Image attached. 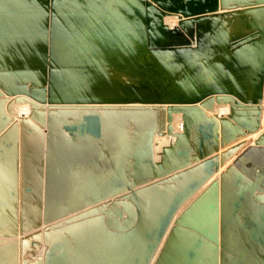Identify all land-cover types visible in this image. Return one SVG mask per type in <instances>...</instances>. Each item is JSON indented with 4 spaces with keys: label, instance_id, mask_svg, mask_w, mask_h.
<instances>
[{
    "label": "bare ground",
    "instance_id": "6f19581e",
    "mask_svg": "<svg viewBox=\"0 0 264 264\" xmlns=\"http://www.w3.org/2000/svg\"><path fill=\"white\" fill-rule=\"evenodd\" d=\"M230 3L246 7L249 23L242 24L245 31L233 24L240 33L219 68L201 66L196 54L209 45L186 47L184 35L195 24L207 34L227 17ZM179 42L184 47L174 48ZM263 100L264 0H0V231L35 222L44 192L45 142L32 120L28 126L15 119V104L29 101L30 117L42 106L37 103L48 104V124L92 140L70 148L61 133L46 145L51 197L44 215L57 214L62 197L78 201L63 215L89 209L71 218L70 230L57 233L31 264H150L155 225L243 142L219 155L221 148L259 131ZM215 104H229L228 116H210ZM175 113L182 114V133H173ZM98 127L100 134H92ZM166 127L175 140L155 161L154 139ZM15 153L21 164L14 190ZM88 155L90 173L80 176L79 161ZM226 171L175 220L154 264H264V132ZM129 191L99 222L83 225L84 216L97 217L98 204ZM17 195L15 210L8 208L9 196Z\"/></svg>",
    "mask_w": 264,
    "mask_h": 264
},
{
    "label": "rangeland",
    "instance_id": "374dc122",
    "mask_svg": "<svg viewBox=\"0 0 264 264\" xmlns=\"http://www.w3.org/2000/svg\"><path fill=\"white\" fill-rule=\"evenodd\" d=\"M233 4L230 3V6L232 5V7H231L232 9L230 8L228 10L227 17L226 18H221V20H218L219 24L216 23L214 25V27L210 31H208L207 34H206L205 30H203V28L199 27L197 24H195L193 26L192 30H189V33H187V34L185 33L184 41H185L186 44L189 45V46H186V47L193 48V49L197 48L198 44L200 42H202V44H204V45L206 44L205 46L209 45V46L205 47L206 49L199 51L198 52L199 55L198 54H196L197 56L195 55L196 58L200 60L199 62H201V66H204L203 65L204 62L207 61V62H213L216 65V66H214V68L215 67L219 68L220 63L223 62L222 60H224L222 58H224L226 56L225 55L226 54V50H230V52L234 50L233 47L231 48V45L235 42L234 38H236L238 36V33H240L237 30L238 26L235 29L233 28V24L234 23H238L240 25V28L243 31H245L243 25L246 24V23H249V21H247V20H249V18H248L249 16L246 15V13L244 11V9L246 7L239 6V5L235 6ZM221 13H224V11H222ZM243 15H246V17L243 16ZM241 19H243V20H241ZM178 21H179V18H178V20H176V19L171 20V22H172V24L170 23L171 27L172 28L176 27V26H173V25L177 24V23H178L177 26H179V22ZM170 24H169V26H170ZM216 30H217V32L220 33V34H218L220 36L217 35V38L219 37L218 40H216L217 39L216 38ZM214 31H215V33H214ZM204 34H206L208 36V39L204 37L205 36ZM221 34L222 35L224 34L223 37L225 39L224 38L221 39L222 38ZM244 36H247V34L244 35ZM220 39L223 40V41H220ZM225 41L229 43L228 46L226 45L227 43H225ZM215 42H216V44H214ZM183 47H184V45L180 44V42H179V44L174 46V48H180V49L183 48ZM204 55L206 57V60H204L205 59ZM222 67H223L222 74L225 73V75H226V73H227L229 75L230 71L227 72L226 66L223 65ZM200 68L201 67H199V66L197 67V69H199L201 71L200 74L204 73L203 72L204 68H201L202 70ZM26 98L29 99L27 96H26ZM29 100L33 101L32 99H29ZM34 102L37 103L36 101H34ZM37 104L39 106H41V105L42 106L40 108L39 107L36 108L38 112L36 114H34L33 117H30L31 112H32V108H31L32 104L29 101L26 102V103L15 104L14 110H15V114L17 115L15 119L16 120H17V118H18V120L19 119H24V123L26 121L27 125L28 124L30 125V123H31L30 121L32 120V123H31L30 127H32L33 129H35V131H37L36 135L38 134V136H39V134H40L39 137L43 138L42 140L41 139L40 140L45 142L44 146L46 148L43 146L44 147L43 149L45 151L43 150L42 151L43 153L40 154V161H41L40 163L41 164H40L39 167H41V174L44 176L43 178L46 181V179L49 176V175H47L48 174L47 173V164L51 163V161L49 159L48 152H47V146H48L49 140L52 137H54V136L57 137L59 134L62 133L63 135H65L64 136L65 138H70V140L69 139H67V141L65 140V143H68L69 144L68 147H70V148H72V147L76 148L77 145L79 146V144L81 146L82 142L86 143V142H88V141L90 142L92 140L90 138L86 139V140H84L82 138L73 139L72 137L67 135L68 133L66 134V132L63 129H61L59 127H54V126L48 124L45 121L44 114L49 115L48 114L49 113V109H48L49 105L48 104L44 105V104H39V103H37ZM156 105L157 106H161V104H156ZM43 106H45V107H43ZM113 106H116V105H113ZM117 106H125V105L118 104ZM263 106H264V100H263ZM163 107L167 108L168 106L164 105ZM229 113H230L229 104H215L214 105V110L212 112H208V114L210 116H216V117H220V116L221 117H223V116L227 117ZM72 117L73 116L69 117L66 121L70 122L71 120H74V119H72ZM27 119H29L30 121L27 120ZM66 121H64V123H66ZM168 125H169V123L167 122V126ZM172 126H173V133H182L183 132L182 114H180V113L173 114ZM263 132H264V109H263V112H262L261 127H260L258 132L254 133V134H251L248 137H245V138L239 140L237 143H234V144H232L230 146H227L225 148H221L219 150V152L217 154L220 155L223 151H226L228 148L243 142V145L229 158L228 161H226L224 163L223 166H221L219 168V171L207 183H205L177 211V213H176V215H175V217H174L169 229L167 230L163 240L161 241V244H160L158 250L156 251L155 256L153 257V259H152L150 264H154L155 261L157 260L158 255H159V253H160V251H161V249L163 247L164 242L166 241V238L168 236V233H169L170 229L174 225L175 220L177 218H179L182 215L183 212L186 211V209L191 205L192 202H194L198 198V196H200L205 190H207V188L209 187V185L212 182H214V181H216L218 179H221V177L223 175H227V172H228V171H226L227 168L233 164V162L237 159L238 156H240V154L245 152L249 147L253 146L255 140ZM62 134L60 136H62ZM174 140H175V137L168 134L167 127H166V131H165V133L163 135H156L155 136V139H154V149H155L154 150V159H155V161H159L160 160V153L162 152L163 147L168 146L171 142H174ZM101 143L99 145H103V143L102 144ZM58 150H63L64 151V149L61 148V145L59 146ZM108 152L109 151H106V150L103 151L102 157H106L108 155ZM54 154H56V153H54ZM103 154H104V156H103ZM44 156H45V159H44ZM89 157H91V156L88 155L87 158L85 159V161H84V159H81V161L83 160L82 162L79 161L78 165H79V168H81L80 171H79L80 176H82V175L83 176H88V174L90 173L88 166H86L89 163V161H90ZM19 159L21 161L20 153H15V155H14V165H15V173H14L15 177L14 178L15 179L13 178L14 187L12 188L14 190H15V188L17 186L18 181H19L18 173H19V168H20V164H21ZM55 165L57 166V162L55 163ZM79 168L77 167V170ZM87 168H88V170H87ZM75 176H77L76 173H74V183H75L76 179H79L78 177H75ZM229 176H230V174H229ZM44 180H43L44 186H43V190H42L44 192H42V194L39 195L40 198H39V202H38L39 203L38 204V214H37V218L35 219V222H33L29 227H27L25 229H21L20 230L19 228H17L14 225L15 227L13 226L11 228V230L3 229V230L0 231V250H1L0 252L3 253V255L0 257V263L1 264H8V263L9 264H13V263L14 264H27V263L31 264L33 262H38L40 259L43 258L48 245L51 243V241L54 239V237L57 235V233L70 230V227H68V226H70L72 224L71 223V218L77 217L80 214H83L82 212H84V211L89 209L88 208V209L81 210V211H73V212H69L67 215L66 214L63 215V213L66 211V209H68L70 206H73L78 201L75 200L74 202L68 203L65 200V198L62 197L59 200V202H58V204L56 206L57 207V214H55L56 216L54 215L53 217H51V216L48 217L47 214L44 215V211L47 210L49 199L51 197V191H49L51 189L50 188L48 189V185L46 184V182ZM158 181H159L158 179L155 180V181L154 180L153 181L150 180L148 182L146 181V183L151 185V184L156 183ZM71 193L73 194V192H71ZM130 194H131V192L129 191L127 193L120 194V195L115 196V197H113L111 199H108L105 202H102V203L98 204L97 205L98 206L97 209L99 210V212H98L97 217L95 216L96 217L95 218V217L91 216L89 218H86V216H84L83 219H82V220L85 221V222H83L84 223L83 225H86V223L88 221H90L92 223L99 222L100 221V217H104L105 212H106L105 210L107 208H109L110 206H112L113 201L118 200L120 197H122L124 195H130ZM9 199H10V202L7 204L8 208L15 210L16 206L18 205V201H17L18 195L14 196L12 198V200H11V198L9 196ZM93 207L94 206L90 207V210L93 209ZM93 211H94V209H93ZM40 212H41V214H40ZM95 214H96V212H94V215ZM90 215H87V217L90 216ZM13 223H15V220H14ZM30 229H32V230L29 231L28 233H24L25 230L27 231V230H30ZM25 259L27 260V263L24 261Z\"/></svg>",
    "mask_w": 264,
    "mask_h": 264
},
{
    "label": "water",
    "instance_id": "95a60500",
    "mask_svg": "<svg viewBox=\"0 0 264 264\" xmlns=\"http://www.w3.org/2000/svg\"><path fill=\"white\" fill-rule=\"evenodd\" d=\"M90 121H91V119H88L87 120L86 129L89 128ZM84 129H85V127H84ZM91 133L94 134V135H99L100 134L99 127L97 128V131L96 132H91ZM177 207H178L177 204L172 203L171 204V207H169V210L166 212V214L163 215L161 217V219L159 220V223L157 225H155L156 227L153 230L154 231V236H152V239L153 240L152 241H149L147 243V246L149 247L148 248L149 250H151L153 248L152 251H151L152 254H154L156 252V250L158 248V245L160 244L161 240L164 238V235H165V233H166V231L168 229L169 224L171 223V220L173 218V215H175V213L178 210ZM261 234H262L263 237H260V242H261L260 244L264 246V231H262Z\"/></svg>",
    "mask_w": 264,
    "mask_h": 264
}]
</instances>
